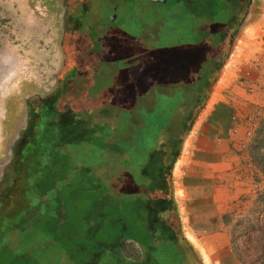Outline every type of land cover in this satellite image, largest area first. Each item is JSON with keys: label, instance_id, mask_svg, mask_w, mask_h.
Instances as JSON below:
<instances>
[{"label": "rangeland", "instance_id": "rangeland-1", "mask_svg": "<svg viewBox=\"0 0 264 264\" xmlns=\"http://www.w3.org/2000/svg\"><path fill=\"white\" fill-rule=\"evenodd\" d=\"M160 1L87 0L85 6L91 8L86 15L88 21L92 25L99 23L87 34V39L93 41L92 57L96 61L85 63L83 70L78 71L68 70L76 61L70 42H75L73 34L77 31L69 28L72 25L67 27L61 15L66 6V14L79 17L80 3L84 0H0V63L10 56L22 66L0 98V180L5 167L7 171H16L11 184L0 183L4 185L0 189V264H92L91 254L102 249L99 242H111L116 237L123 241L130 233L118 229L121 219H128L127 212L116 211L129 207L125 198L132 195L133 186L139 183L137 179L151 146L149 140H153L150 134L161 133L173 116L168 107L161 109L165 112L158 110L150 115L142 130L134 129L132 135L138 139L134 141L135 153L129 158L128 153L122 152L124 147H119L121 151L117 149L119 154L114 155V147L107 142L114 135L119 140L125 139L123 130L132 118L128 114L139 111L138 102L130 110L118 112L116 129L110 120L99 126L91 123L96 116L90 112L73 111L84 115V121L78 126L71 125L68 132V124L59 110L42 111L39 122L33 126L36 134L22 145L18 163L7 162L12 155V140L25 123L26 118L21 119L28 108V99L32 95L63 97L66 88L57 91L56 87L64 72H68L64 81L67 77L72 82L68 94L74 98L88 95L85 98L88 101L91 97L103 99L104 111L111 114L115 102L130 104L126 94L133 93L130 86L129 91H123L125 97L119 95L117 83L124 82L127 73L124 66L118 67L119 78L115 82L112 65L115 68L116 64L148 60L145 71L160 82L177 80L183 74L187 62L183 58L187 50L183 40L188 37H182V33L189 26L186 2ZM243 8L240 20L251 15L254 6ZM101 22L109 23L114 30V44L110 48L101 41L102 34L105 41L109 39ZM251 22L231 42L233 50L241 44L233 66L241 58V51L255 44V39L258 48L264 47L261 43L264 29L260 31L253 27L254 20ZM259 65L258 62V69ZM145 74L138 78L144 79ZM158 102L164 104L165 99ZM11 122L17 125V130ZM261 123L264 125V116L259 126ZM255 157H264V147L254 157L252 154V160ZM261 173L264 183V172ZM260 194H264V184L258 191ZM256 200L228 221L231 249L238 264H264V200L260 204ZM112 249L93 264H130L119 258L114 246ZM164 255L169 258V253ZM165 256L164 263L159 264H171Z\"/></svg>", "mask_w": 264, "mask_h": 264}, {"label": "crops", "instance_id": "crops-1", "mask_svg": "<svg viewBox=\"0 0 264 264\" xmlns=\"http://www.w3.org/2000/svg\"><path fill=\"white\" fill-rule=\"evenodd\" d=\"M228 4L232 14L223 23L216 18V28H213L212 17L187 14L189 26L182 33V37L190 38L183 40L187 49L183 58L187 62L177 80H155L145 71L148 60L131 61V65L116 64L115 68L112 65L111 74L115 82L119 78L118 67L124 66L127 73L125 81L117 83L119 95L125 97L124 92L129 91L130 86L133 92L132 95L126 94L130 104L115 102L114 114L104 111L106 102L103 99L99 101L97 97H91L88 101L85 99L88 95L74 98L68 94L72 84L67 77L64 81L68 72H64L57 82V91L66 88L67 94L65 92L63 97L55 99L56 95H32L28 99V108L21 119L26 118V121L30 112L34 114V123L27 131L28 140L36 134L33 126L39 122L42 111L52 109L56 113L59 110L65 119L63 121L68 124V132L71 125L78 126L84 121V115L73 111L90 112L96 116L91 123H98L99 126L110 120L112 128L116 129L118 112L130 110L138 102L139 111L128 114L132 118L123 130V134L126 133L122 137L124 141L114 135L107 142L114 147V155L121 151L119 147H124L122 152L128 153L126 158L132 156L136 149L134 141L138 137L135 138L132 132L135 128L142 130L146 126V117L165 106L173 115L157 140H149L151 146L137 179L139 183L137 187L133 186L132 195L125 198L129 207L116 211L127 212L128 219L122 218L118 228L126 232L129 230L127 235L130 236H124L123 241L116 237L111 242H99L102 249L91 254L92 264L101 255L113 250V246L119 258L130 264H147L152 258L150 249L160 246L166 248L163 250L166 253L169 247H175L178 256L186 257L188 264L195 261L196 264H238L231 249L228 221L255 202L264 184L262 173L253 163L251 154L259 122L264 116V47L262 50L258 48L259 43L255 39V44L241 51V58L233 66L231 63L236 58L233 56L238 44L233 50L231 42L237 39L239 30L252 20L253 27L261 31L264 0H231ZM242 5L254 8L251 15L240 20L244 9ZM240 7L241 10L238 9ZM261 43L264 45L263 39ZM239 47L241 49V44ZM258 62L261 63L260 69L257 68ZM227 64L229 67L225 72ZM72 67L70 65L68 70ZM144 72V79L138 78ZM161 98L165 99L164 104L158 102ZM52 103L55 105L52 106ZM35 104H38L36 109L33 108ZM44 106H47L45 110ZM163 110L161 112H165ZM177 116L188 120L182 131H176V124L172 123ZM13 128L18 129L15 124ZM247 131L251 133L250 137ZM116 196L114 191V198ZM152 211L160 220L152 216ZM133 213L137 214V221ZM131 229L138 231L137 239L132 236ZM145 231L147 236L143 235Z\"/></svg>", "mask_w": 264, "mask_h": 264}, {"label": "flooded vegetation", "instance_id": "flooded-vegetation-1", "mask_svg": "<svg viewBox=\"0 0 264 264\" xmlns=\"http://www.w3.org/2000/svg\"><path fill=\"white\" fill-rule=\"evenodd\" d=\"M87 0H84V3H80V9L78 7V11L80 12L79 14V20H77V16L76 15H69L66 14V9L67 7L65 6V8L62 10V15L61 18L64 20V22H66L67 27H69L70 29H72V31H77L76 33H74L73 35H75V42L72 41V43L70 42V46L73 49V55L75 54V59L76 61L74 63H72V68L77 69L78 71H82L83 69H81L82 67H85V63H93V53H92V48H93V41L90 39H87V34L90 31H93L95 29L96 26L99 25V23L96 24V22L92 25V23H90L86 17L87 13L89 12V10L91 9L90 6H85ZM231 0H186L185 2V7L187 9L186 13L188 15H193V16H208V17H212L214 18L215 21V14L220 15V21L219 23H223L225 19H227L228 17H230V15L232 14V9L229 6V2ZM83 2V1H82ZM66 4V3H65ZM90 5V4H88ZM190 5V6H189ZM190 7V9H189ZM243 7V5H242ZM239 10H241L242 8H238ZM237 9V10H238ZM112 12H114V7L111 8ZM73 14V13H72ZM102 24V22H101ZM199 24V23H197ZM80 25V27H79ZM78 28H75V27ZM197 26V25H196ZM202 27V26H201ZM200 26H198L197 28H201ZM81 28V29H80ZM103 29V33L107 34L109 36V39H106V41L104 40V34H102V42L105 43V46L108 48H110V45L114 44V34H112L114 32V30L112 29L111 25L108 24H102ZM78 29V30H77ZM80 32V33H79ZM71 33V31L69 30L68 34ZM71 37H73L71 35ZM104 38V39H103ZM73 39V38H71ZM98 39L100 40V36L98 37ZM71 68V69H72ZM113 68V67H111ZM112 75V74H111ZM112 77H114L112 75ZM34 123V114L33 112L29 113L28 116V120L25 121V123H22L20 129L18 130L17 135L15 136V138L12 140L11 143V151H12V155L9 158L7 163H10V161H13L14 164L18 163V158L21 155V150H22V145L27 142L28 138H29V132H27L30 127H32ZM4 176L1 177L2 179L0 180L1 182H5L6 184H9L10 182V178L11 176L16 173V171L13 170H6V167L4 168ZM3 186H0V189L3 188Z\"/></svg>", "mask_w": 264, "mask_h": 264}, {"label": "trees", "instance_id": "trees-1", "mask_svg": "<svg viewBox=\"0 0 264 264\" xmlns=\"http://www.w3.org/2000/svg\"><path fill=\"white\" fill-rule=\"evenodd\" d=\"M186 1V0H185ZM215 17L216 18H218V19H220V15H216L215 14ZM79 18H81V17H78L77 16V20H79ZM215 18V19H216ZM216 21H218V20H215L214 21V24H213V28H216V27H218V25H216L218 22H216ZM188 37V36H187ZM188 39H190L189 37H188ZM201 42V41H200ZM198 44H199V41L197 42ZM189 44H191V45H193V43H189ZM200 44H202V43H200ZM199 47H201V46H199ZM199 62H197V63H195L196 65L198 64ZM149 118L150 117H146L145 119H146V121H148L149 120ZM181 119H182V121H181ZM187 121L188 120H186V118H184V117H175L174 119H173V121H172V123H175L176 124V127H175V129H176V131L177 130H179L180 131V129H181V131H182V129L185 127V125H186V123H187ZM145 124H146V122H144ZM263 123H261V125L259 126V128L257 129V131H256V138H255V141H254V144L251 146V154H253V157H254V154H256L259 150H261V148H263L264 147V125H262ZM157 136L158 135H154V134H150V137H151V139H154V140H157ZM177 140H180V137H177ZM254 161V164L262 171V172H264V157H261V158H254L253 159ZM260 196V197H259ZM258 199L256 200V202H258L259 204H260V202L262 201V200H264V194L262 195V194H260V195H258V197H257ZM152 216H156L157 217V214H155V212L154 211H152ZM133 215H134V213H133ZM135 215H137V214H135ZM135 215L133 216V218L137 221V219H136V217H135ZM132 216V215H131ZM155 217V218H156ZM154 218V219H155ZM158 218H156V220H157ZM158 220H160V219H158ZM225 220L227 221L228 220V218L226 217L225 218ZM119 230H121V227H119L118 228ZM154 229H156V228H154ZM131 231H132V236L134 237V239H137V235L139 234L138 233V231L137 230H132L131 229ZM143 235L144 236H147L148 235V233L145 231L144 233H143ZM159 235V234H158ZM126 236H130V235H126ZM125 236V237H126ZM140 236H142V234H140ZM155 236V235H154ZM141 238V237H140ZM184 244H186V241H184L183 242ZM188 245V244H187ZM121 246V245H120ZM148 248H149V246H148ZM174 248L175 247H173V248H168V250H167V253H171L170 255H173V257H171V256H169V259H168V261L171 263V264H181V262L183 263H187L186 261L187 260H185V259H187L186 257H185V259H183L182 258V256L181 255H179L178 256V254H177V251L176 250H174ZM164 249H166V248H161V246H160V248L158 247V248H156L155 250H153V249H150V251H151V255H152V258H151V260L149 261V262H147V264H159V262H161V263H164V260H162V258H163V256H165L164 254H166V250H165V252L163 251ZM177 249H178V251H179V248H178V246H177ZM175 251V252H174ZM188 264V263H187ZM194 264H196V261L194 262ZM197 264H200V263H197Z\"/></svg>", "mask_w": 264, "mask_h": 264}, {"label": "bare ground", "instance_id": "bare-ground-1", "mask_svg": "<svg viewBox=\"0 0 264 264\" xmlns=\"http://www.w3.org/2000/svg\"><path fill=\"white\" fill-rule=\"evenodd\" d=\"M240 47L238 46L235 50L233 57H236L237 53L239 52ZM20 62H18L17 59L14 58V60L8 56V58L5 57V62L2 64L0 63V98L1 95H4V92L8 90L9 85L11 84L14 77L17 76V74L22 70V66L19 65ZM228 64L225 67V72H227ZM6 68V69H5ZM4 73V74H3ZM2 111V103L0 102V116ZM188 142V141H187ZM188 143L186 144L187 147Z\"/></svg>", "mask_w": 264, "mask_h": 264}, {"label": "built area", "instance_id": "built-area-1", "mask_svg": "<svg viewBox=\"0 0 264 264\" xmlns=\"http://www.w3.org/2000/svg\"><path fill=\"white\" fill-rule=\"evenodd\" d=\"M261 29H264V23H263V27H262ZM262 31H263V30H262ZM263 40H264V39H263ZM259 64H261V63H259ZM259 66H260V65H259ZM246 134H247V136H248V137H250V135H251V133H250V132H248V131H247V133H246Z\"/></svg>", "mask_w": 264, "mask_h": 264}, {"label": "water", "instance_id": "water-1", "mask_svg": "<svg viewBox=\"0 0 264 264\" xmlns=\"http://www.w3.org/2000/svg\"><path fill=\"white\" fill-rule=\"evenodd\" d=\"M151 1H156V0H151ZM160 2H165L164 0H161Z\"/></svg>", "mask_w": 264, "mask_h": 264}]
</instances>
